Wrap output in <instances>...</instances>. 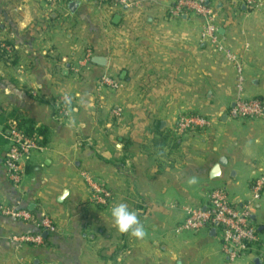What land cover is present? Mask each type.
<instances>
[{"label": "crops", "instance_id": "0c3cea01", "mask_svg": "<svg viewBox=\"0 0 264 264\" xmlns=\"http://www.w3.org/2000/svg\"><path fill=\"white\" fill-rule=\"evenodd\" d=\"M128 1L137 6L0 0V204L46 215L55 229L42 234L41 245L15 249L8 238L36 228L0 215V264H264V196L251 217L259 243L233 263L215 229L173 233L186 208L205 206L209 191L223 188L240 204L264 176V4L250 13L236 0L208 1L240 66V97L263 106L262 118L241 121L228 117L236 69L200 42V20L167 17L173 0ZM2 46L11 49L10 62ZM86 50L92 57L80 65ZM105 73L118 81L116 90L98 86ZM64 95L71 109L59 119L53 102ZM181 114L205 116L211 125L177 139ZM11 122L33 128L40 140L18 188L3 166L1 134ZM82 172L111 192L107 207L89 202ZM120 203L137 213L144 238L117 231L110 210Z\"/></svg>", "mask_w": 264, "mask_h": 264}, {"label": "built area", "instance_id": "2783aa9c", "mask_svg": "<svg viewBox=\"0 0 264 264\" xmlns=\"http://www.w3.org/2000/svg\"><path fill=\"white\" fill-rule=\"evenodd\" d=\"M54 5L56 0H45ZM104 8L137 6L136 2L128 0H93ZM209 0H173L166 8V16L170 19H180L191 15L201 22L199 40L210 45L214 51L221 54L225 61L234 65L237 72L238 94L228 111V117L232 120L252 121L263 117V106L256 99H243L240 97L243 84L241 69L233 52L229 51L221 40L215 24L216 12L207 5ZM247 11L257 12L264 0H236ZM2 46L4 54H11V49ZM92 53L86 50L78 64H89ZM6 58V57H5ZM77 72L78 69H75ZM98 86L110 90L119 87L118 81L103 74L98 80ZM72 99L68 95L60 96L54 101V112L57 118L63 119L71 109ZM113 114L120 116V111ZM211 125L209 118L199 114H181L178 116L173 134L177 139L183 138L187 133L204 131ZM7 144V151L3 158V166L7 179L14 188H18L23 175L25 163L31 153L40 149L39 138L24 134L16 124L9 123L1 134ZM85 177V176H84ZM89 189V202L96 207L105 208L112 198L111 192L100 186L91 176L83 179ZM264 196V176L258 175L250 186V196L242 203L229 200L227 192L223 188H216L208 192L207 201L203 208H186L184 219L173 228L176 235L184 233H196L202 229H215L220 237L221 253L226 261L233 263L249 255L259 243L257 228L251 220L255 205ZM0 215L24 223H31L36 228V233L16 234L8 238L15 249H20L24 244L41 245L43 233L53 232L54 226L46 215L38 218L32 216L19 204H0Z\"/></svg>", "mask_w": 264, "mask_h": 264}, {"label": "clouds", "instance_id": "9594fccd", "mask_svg": "<svg viewBox=\"0 0 264 264\" xmlns=\"http://www.w3.org/2000/svg\"><path fill=\"white\" fill-rule=\"evenodd\" d=\"M110 214L118 232L129 233L137 239H142L146 235L144 225L140 222L137 213L130 210L127 204L115 205L111 208Z\"/></svg>", "mask_w": 264, "mask_h": 264}, {"label": "water", "instance_id": "95a60500", "mask_svg": "<svg viewBox=\"0 0 264 264\" xmlns=\"http://www.w3.org/2000/svg\"><path fill=\"white\" fill-rule=\"evenodd\" d=\"M207 5H208V3H207ZM76 6H77V4L75 2L70 3L69 4V10L71 12H73V10L76 8ZM118 20H119V17L118 16H115L114 19H113V23L116 24L118 22ZM92 63L97 64L99 66H105V60H104V58H101V57H94L92 59ZM219 168H220L219 165H216L213 168V170L211 172L212 178H215V177H217L219 175ZM64 195H65V193H64ZM214 233H215V230L212 229L211 230V234L213 235Z\"/></svg>", "mask_w": 264, "mask_h": 264}, {"label": "rangeland", "instance_id": "374dc122", "mask_svg": "<svg viewBox=\"0 0 264 264\" xmlns=\"http://www.w3.org/2000/svg\"><path fill=\"white\" fill-rule=\"evenodd\" d=\"M264 4V3H263ZM249 12V11H248ZM257 12H260V10L259 11H257ZM256 12V13H257ZM250 13H254V12H251L250 11ZM5 49L6 50H8V48L5 46ZM6 57V58H5ZM12 58H13V53L11 52V54L10 55H8L7 53L6 54H4V59H6L8 62H10L11 60H12ZM90 177L91 175L88 173V172H82L81 173V177H82V179H84L85 177ZM89 190V189H88ZM99 208H102V207H99ZM253 224L255 225V223L253 222ZM256 226V225H255Z\"/></svg>", "mask_w": 264, "mask_h": 264}, {"label": "trees", "instance_id": "16d2710c", "mask_svg": "<svg viewBox=\"0 0 264 264\" xmlns=\"http://www.w3.org/2000/svg\"><path fill=\"white\" fill-rule=\"evenodd\" d=\"M53 107H54V102H53ZM23 132H24V134L29 135V136H34V135L37 136V134H36V132H35V130L33 128L25 129V131H23ZM38 133L40 134V131H38Z\"/></svg>", "mask_w": 264, "mask_h": 264}]
</instances>
